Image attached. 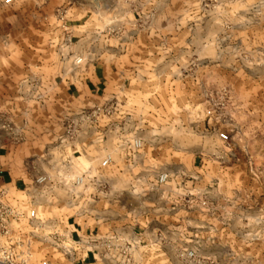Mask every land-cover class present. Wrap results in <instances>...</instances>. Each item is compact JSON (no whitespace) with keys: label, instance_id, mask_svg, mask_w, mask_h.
I'll return each mask as SVG.
<instances>
[{"label":"rangeland","instance_id":"374dc122","mask_svg":"<svg viewBox=\"0 0 264 264\" xmlns=\"http://www.w3.org/2000/svg\"><path fill=\"white\" fill-rule=\"evenodd\" d=\"M84 48L116 50L123 65L134 66L135 81L125 94L130 100L105 103L97 142L91 136L87 151L75 146L91 135L83 125L62 152L59 139L73 114L62 108L58 119L65 98L55 76L82 63L74 54ZM19 97L34 98L22 119ZM25 118L40 134L27 138L41 175L53 180L31 189L43 203L33 208L45 214L47 201L58 204L55 225L44 231L69 233L63 222L86 202L73 179L89 164H97V194L89 202L107 219L147 205L153 179L167 173L162 190L180 191L193 211L181 217L201 225L182 239L179 251L196 254L184 264H264V0H0V129L22 142ZM119 132L121 145L141 140L136 166H126L117 150ZM107 156L117 164L101 167ZM193 165L203 177L197 183L189 182ZM132 175L144 183H128ZM157 195L153 189L151 197ZM29 241L33 264L75 263L42 237ZM114 255L118 264L122 257Z\"/></svg>","mask_w":264,"mask_h":264},{"label":"crops","instance_id":"0c3cea01","mask_svg":"<svg viewBox=\"0 0 264 264\" xmlns=\"http://www.w3.org/2000/svg\"><path fill=\"white\" fill-rule=\"evenodd\" d=\"M87 36V33L78 35L77 41H85L88 39ZM84 49L85 52L74 54V56H82V63L78 65L70 63L69 66L63 67L59 74L55 76L54 86L61 89L66 102V105L62 100L61 103H58L60 110L64 108V110H70L73 114L105 104L110 99H115L117 105L125 101V98L129 99V96L125 94H129L128 89L132 87L135 81L134 66L123 65L122 56L112 48H101L96 51L91 48ZM18 100L21 104L20 112H18L21 114L22 119L23 115H27L28 111L32 110V107L28 106L33 104L34 98L19 97ZM53 100V97H49V102L47 101V103L53 104ZM59 112L60 117L58 119L62 121V110ZM59 112H57V115L51 112V116L57 117ZM24 121L25 127L22 129L24 139L22 142H13L9 135L0 129V190L6 193V200L12 205H16V202L24 201L27 204L31 202V204L39 207L43 203L39 201L35 190L32 191L31 189L36 186L35 179L45 172L43 170L40 171L36 161L37 155L33 154L32 142L27 138V136L39 133L33 131L31 127H27L26 118ZM24 121H22V125H24ZM87 128L89 134H91L90 137L85 138L83 136L75 140V146L84 151H87L91 140L95 139L97 142V132L101 135V130L97 129V122L92 126L85 125V128L83 127L82 131L85 135L87 133L84 131ZM43 135H48V132ZM121 135L120 132L115 135L117 150H120L119 152H121V157L126 166H136L138 163L136 156H139L140 149H134L128 144L121 145ZM91 136L94 139H91ZM59 141L61 145H58V149L64 152L66 143L62 138ZM111 161L117 164L115 156L112 157ZM145 161L147 162L146 159ZM141 162L142 160H140ZM196 162L194 159L193 164ZM96 167L97 164L93 166L89 164L80 172V175L85 176L86 184L81 189L79 196L86 202L85 205L78 207V210L69 215V218L63 223H65L64 227L69 230L72 239L96 240L97 254L88 252L87 256L82 257L80 254L75 258V263L73 264H117L119 259L118 256L114 255L116 252L105 251L103 247V241L112 235H116L132 245L133 251L130 264H184L177 256L178 251L183 249L182 239L189 232H197V228L201 227V225L199 226L197 222L189 223V221L195 220H187L186 218L188 217L185 219L181 217L182 212L187 213V216L188 213L193 212H188L184 208L182 203L183 194L180 191L175 193L162 190L164 183H157L159 174L153 179L155 187L151 186L147 189L149 190V193H146L148 197L144 198V200L147 199V205L141 202L140 206L133 210L130 209L126 213L127 215L120 217V220L115 214H111V218L107 219L104 218L105 213H103L102 209H97L95 204L89 202L91 197L94 198L97 194ZM194 168L196 169L188 177L190 178L189 182L197 183L203 177L198 174L197 166H194ZM144 180L143 176L132 175L129 177L128 183L141 185ZM49 182H53L51 177H49L47 183ZM90 184L94 185L93 191L90 189ZM178 184L180 185V183ZM153 189L158 190L157 198L151 197ZM134 191L136 192L137 190ZM194 196L195 199L196 197L199 198L197 193ZM171 204H173V207ZM46 206L49 208L48 211L45 214L38 213L37 217L44 221L45 226L55 225L57 221L55 216L57 215L53 212L57 210L58 204L53 200L47 201ZM196 211H199L198 213L200 214L206 213L204 210ZM209 211L211 212L210 209ZM204 228L206 227L202 226V229ZM24 229V225L21 226V230L24 231ZM25 230L33 232L32 229ZM32 232H30L29 236L31 242L34 243L40 240L39 231Z\"/></svg>","mask_w":264,"mask_h":264},{"label":"built area","instance_id":"2783aa9c","mask_svg":"<svg viewBox=\"0 0 264 264\" xmlns=\"http://www.w3.org/2000/svg\"><path fill=\"white\" fill-rule=\"evenodd\" d=\"M12 0H3L4 3H10ZM79 58L76 60L78 63ZM106 104L97 105L90 109L78 111L73 113L71 117L67 118L64 129V141L74 142L77 133L81 126L97 122V116L105 109ZM221 141L228 140V135L225 132L218 134ZM134 149H140L142 142L140 139H133L127 143ZM111 157H105L101 163V167L107 166L111 162ZM167 173H161L157 178L158 184H163L167 180ZM49 177L40 175L35 179L36 186L47 183ZM73 184L82 186L86 184L84 175H79L73 179ZM28 205V206H27ZM24 225L25 229H32V231L21 230ZM51 228V227H50ZM46 229L43 220L37 217V213L33 208V204L24 201L16 202L12 205L6 200V193L0 190V264H33V250L29 241L30 232L34 231L44 232L43 240L52 243L54 246L61 249V251L74 260L77 256H87L88 252L97 254V241L72 239L69 233L59 231L58 228L52 227L50 231ZM105 251H116L122 259L118 264H130L132 258L133 247L130 243L120 239L116 235H112L103 241ZM177 256L184 261H195L196 254L193 250L178 251ZM199 262V261H198ZM197 262V263H198ZM39 264H50L49 260L42 259Z\"/></svg>","mask_w":264,"mask_h":264}]
</instances>
